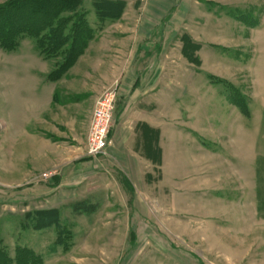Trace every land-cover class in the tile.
<instances>
[{"label": "rangeland", "instance_id": "obj_1", "mask_svg": "<svg viewBox=\"0 0 264 264\" xmlns=\"http://www.w3.org/2000/svg\"><path fill=\"white\" fill-rule=\"evenodd\" d=\"M51 3L80 38L46 42L26 5L0 18L41 28L0 43V264H264V0ZM44 73L55 107L34 128Z\"/></svg>", "mask_w": 264, "mask_h": 264}, {"label": "trees", "instance_id": "obj_2", "mask_svg": "<svg viewBox=\"0 0 264 264\" xmlns=\"http://www.w3.org/2000/svg\"><path fill=\"white\" fill-rule=\"evenodd\" d=\"M15 2L12 3L11 5H9V6L13 7L12 10H5V8H4L5 6H1L0 7V18L2 20H4V21H8L7 19L10 20L11 17L9 15V13L14 12V14H15V13L19 12L24 5H26V6H29V7L33 8L32 11L35 12V15H36V13L39 12L38 10L42 11L45 28H47L49 30L48 31V35L44 37L46 42L51 43L50 41H52V39L61 40V39L66 38L68 40L71 36H73V38H75V39L80 38L79 34H75L74 33L76 30L71 32V35H69L70 33L69 34H64L63 27H61V25H56L55 27H51L52 18L50 16H52L53 12H54V10H53L54 5H52L51 0H23V1L17 2V3H15ZM68 8L70 9V7H68ZM99 8L101 9V7H99ZM98 11H100V10H98ZM99 13L102 14L101 11ZM4 14H8V15L3 17L2 15H4ZM26 16L27 17H29V16L32 17L30 14H28ZM24 18H26V17H23V19ZM33 19H34V17L30 21H26L24 29H23L22 25L18 26V25H15V24H13L12 26H9V28L4 27V29H0V43L5 48H14V47H16L15 45H17V44H16L15 40H12V38H13L12 36H13L15 31H16V34L18 32H22V31L18 30L20 28H22L24 30V33H28V34H30L32 36L38 35V33L36 31H38L39 29L41 30V28L39 26L37 27V25H36L37 23H33ZM11 42H12V44L9 45V43H11ZM83 44L84 43L81 42V40L80 41H78V40L74 41L71 44V48H70V50L68 52L69 53H73V59H75L76 55L78 53H80V49H82ZM73 61L74 60H72V62Z\"/></svg>", "mask_w": 264, "mask_h": 264}, {"label": "built area", "instance_id": "obj_3", "mask_svg": "<svg viewBox=\"0 0 264 264\" xmlns=\"http://www.w3.org/2000/svg\"><path fill=\"white\" fill-rule=\"evenodd\" d=\"M116 95V90H110L98 102L89 133L88 152L90 155L98 156L106 153Z\"/></svg>", "mask_w": 264, "mask_h": 264}, {"label": "crops", "instance_id": "obj_4", "mask_svg": "<svg viewBox=\"0 0 264 264\" xmlns=\"http://www.w3.org/2000/svg\"><path fill=\"white\" fill-rule=\"evenodd\" d=\"M45 76H47L46 73H44V75H41L38 83L40 82V84H38L37 86L33 87L32 89V100H31V117H30V124L31 126H33L34 128L36 127V125L42 121H44L45 119H47L48 116H50V114L54 111V107H55V88L49 84H44L46 82V78H44ZM23 100V98H22ZM25 113V112H24ZM25 121V120H24ZM27 126H25V128H23V126L21 127V135H23V130L26 131ZM156 129H159V126H153ZM33 132V130H31V133ZM31 135H35V133L31 134ZM37 136H40L41 138L44 137L42 131L37 132ZM39 137V138H40ZM34 139V137H33ZM48 141V139H47ZM49 143V142H48ZM126 148H124L125 150ZM159 149V148H158ZM126 152H128L127 150H125ZM114 154V152H113ZM128 155V154H127ZM70 161V160H69Z\"/></svg>", "mask_w": 264, "mask_h": 264}]
</instances>
